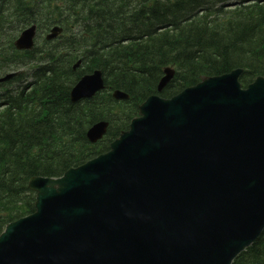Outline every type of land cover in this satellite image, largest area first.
Wrapping results in <instances>:
<instances>
[{
    "label": "water",
    "instance_id": "obj_1",
    "mask_svg": "<svg viewBox=\"0 0 264 264\" xmlns=\"http://www.w3.org/2000/svg\"><path fill=\"white\" fill-rule=\"evenodd\" d=\"M33 34L15 46L30 49ZM240 72L147 98L108 152L31 178L34 212L0 234V264H229L264 224V78L241 89ZM101 88L95 71L71 101ZM105 130L96 123L86 137Z\"/></svg>",
    "mask_w": 264,
    "mask_h": 264
},
{
    "label": "trees",
    "instance_id": "obj_2",
    "mask_svg": "<svg viewBox=\"0 0 264 264\" xmlns=\"http://www.w3.org/2000/svg\"><path fill=\"white\" fill-rule=\"evenodd\" d=\"M233 1L239 3L227 8ZM254 1L0 0V72L32 68L30 83L3 94L0 231L34 211L26 187L30 177H58L108 150L138 105L155 92L162 67H175L163 97L236 68L243 70V86L264 76V0ZM31 23L39 32L56 23L75 30L29 52L14 50L15 35ZM78 58L83 64L73 72ZM93 69L102 72L106 90L71 104L70 87ZM112 90L128 100H113ZM98 120L109 126L91 145L85 132ZM233 264H264V231Z\"/></svg>",
    "mask_w": 264,
    "mask_h": 264
},
{
    "label": "bare ground",
    "instance_id": "obj_3",
    "mask_svg": "<svg viewBox=\"0 0 264 264\" xmlns=\"http://www.w3.org/2000/svg\"><path fill=\"white\" fill-rule=\"evenodd\" d=\"M259 237V236H258Z\"/></svg>",
    "mask_w": 264,
    "mask_h": 264
}]
</instances>
